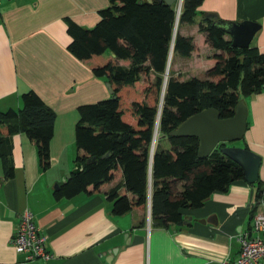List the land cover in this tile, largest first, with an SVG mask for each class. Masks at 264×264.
I'll return each mask as SVG.
<instances>
[{
  "label": "crops",
  "instance_id": "crops-1",
  "mask_svg": "<svg viewBox=\"0 0 264 264\" xmlns=\"http://www.w3.org/2000/svg\"><path fill=\"white\" fill-rule=\"evenodd\" d=\"M108 6L110 0H4L0 6V109L22 108V94L34 90L56 113L49 169H41L37 147L25 133L10 137L14 177L4 179L0 160V264L237 262L241 234L250 232L264 239V233L253 227L255 215L264 213V91L243 98L249 115L241 147L262 157L263 194L259 204L256 187L239 180L227 192H214L203 206L183 210L186 220L192 217L190 223L167 228L153 226L148 209L113 214L107 191L122 178L98 190L90 186L88 192L73 198H55V185L78 167L75 160L79 153L76 145L79 106L111 97L106 79L94 74L89 61L78 59L68 50L72 37L67 32V19L91 28L99 22L100 11ZM208 13L224 20L260 23L251 44L264 51V0H204L195 24L185 23L181 31L184 36L194 37L196 48L191 57L180 55L177 64L190 63L203 68L206 74L215 65L213 55L220 51L199 30ZM198 40L203 42V49ZM199 71L185 74L176 68L174 72L186 80L199 77ZM27 210L46 238L52 254L49 260L28 261L26 254L17 252L12 243L21 216ZM202 219L206 222H201ZM116 248L115 255L109 253ZM111 256L108 262L107 257ZM256 264H264V259Z\"/></svg>",
  "mask_w": 264,
  "mask_h": 264
},
{
  "label": "trees",
  "instance_id": "trees-1",
  "mask_svg": "<svg viewBox=\"0 0 264 264\" xmlns=\"http://www.w3.org/2000/svg\"><path fill=\"white\" fill-rule=\"evenodd\" d=\"M110 0L100 11L99 22L84 27L67 19L72 37L68 50L78 59L87 60L97 77L112 84L113 95L95 103L80 105L76 124L78 167L54 190L57 200L73 198L116 178L122 181L107 191L112 212L124 215L133 210L147 211L151 202L153 226L181 227L185 209L203 206L214 192H227L232 183L246 182L243 168L221 152V143L208 157H199L197 137L171 135L192 115L214 107L221 118L235 115L244 97L264 91V51L250 44L232 46L231 37L206 17L200 32L211 46L220 51L213 55L215 65L206 78L166 71L172 44L173 55L191 57L193 36L177 31V2L165 0ZM204 0H183L179 28L195 24L198 8ZM20 109H0V160L3 176L15 175L10 137L25 133L36 145L42 170L51 167V140L55 132V111L34 90L22 94ZM158 133L171 144L153 157L151 146ZM158 141V140H157ZM246 148V147H245ZM107 153L110 156L103 157ZM97 160L88 163V159ZM256 187V199L263 194V182ZM257 204V206H258Z\"/></svg>",
  "mask_w": 264,
  "mask_h": 264
},
{
  "label": "water",
  "instance_id": "water-1",
  "mask_svg": "<svg viewBox=\"0 0 264 264\" xmlns=\"http://www.w3.org/2000/svg\"><path fill=\"white\" fill-rule=\"evenodd\" d=\"M152 1V0H148ZM163 1V0H159ZM169 4L177 2L178 16L175 23L174 31V40L178 31L179 16L181 13L183 0H165ZM141 3L143 0L140 1ZM208 20L213 21V24L221 28L227 35L231 37L232 46L237 48H247L250 46L253 41L256 33L260 30L261 24L252 21V20H242V21H231L220 19L219 16L215 13H208L206 15ZM172 44L171 53L168 60L165 85L163 90V96L165 94V88L167 79L170 71V63L173 55ZM107 88L113 98L114 89L112 84L107 81ZM248 115L249 109L245 100H240L236 110L235 115L230 118H221L219 110L211 107L205 109L201 112H198L184 122H182L176 129L171 132V135L182 136V137H197L200 140L198 155L199 157H208L212 152L221 144L227 142H234L244 138L245 133L248 128ZM158 133V123L156 126L152 146H151V155L153 157ZM221 152L236 161L244 170L245 179L248 183L254 184L260 179V167L262 163V157L253 152L252 150L245 147L238 146H223L221 147ZM110 156V153H107L103 157ZM97 156H93L88 159V163L95 162ZM70 177V174L64 177L63 182H65ZM58 185H55L57 188ZM148 219L151 222V202L148 205ZM192 217H188L185 221V224L190 223ZM208 221L213 222L209 219ZM201 222L205 223L206 220L202 219ZM216 223V221H214ZM118 249L110 251V254L115 255ZM106 255V254H105ZM113 256L110 258L107 257V261H111Z\"/></svg>",
  "mask_w": 264,
  "mask_h": 264
},
{
  "label": "built area",
  "instance_id": "built-area-1",
  "mask_svg": "<svg viewBox=\"0 0 264 264\" xmlns=\"http://www.w3.org/2000/svg\"><path fill=\"white\" fill-rule=\"evenodd\" d=\"M3 1L0 0V6ZM253 227L254 230L264 233V213L255 215ZM240 242L241 253L237 262L225 264H256L264 259L263 238L252 236L250 232H247L240 235ZM12 243L17 252L26 254V260L28 261L49 260L52 257L47 248L45 236L40 233L33 214L28 210L21 216L20 225L12 239Z\"/></svg>",
  "mask_w": 264,
  "mask_h": 264
},
{
  "label": "rangeland",
  "instance_id": "rangeland-1",
  "mask_svg": "<svg viewBox=\"0 0 264 264\" xmlns=\"http://www.w3.org/2000/svg\"><path fill=\"white\" fill-rule=\"evenodd\" d=\"M184 24L185 23L181 24L180 25V28H179V24H178V31L180 33L185 28ZM197 43L199 44V47L203 49V46H202V43L203 42H201V41L198 40ZM180 59H181V56L179 54L172 55L171 63H170V70L175 71L176 68H179V70L180 69L181 70H184L185 74H187L189 71H193V70L195 71L196 69H200V71L197 73V75L199 76V78H206L207 77V74L204 73L203 68L195 67L192 64L186 63V62H182L180 64H177V63H179ZM206 61H207V59H206ZM189 76H191V75H189ZM184 78L186 79L188 77H184ZM246 134H247V131L245 133L244 138H242L241 140H238V141L228 142V145L229 146H238V147L240 146L241 147V145L244 144V140L246 139ZM157 140H158L157 141V145H158L159 149L166 150V149H169L171 147V144L168 141V139L165 138V137H161L159 133H158ZM253 236H256V235L254 234Z\"/></svg>",
  "mask_w": 264,
  "mask_h": 264
},
{
  "label": "bare ground",
  "instance_id": "bare-ground-1",
  "mask_svg": "<svg viewBox=\"0 0 264 264\" xmlns=\"http://www.w3.org/2000/svg\"><path fill=\"white\" fill-rule=\"evenodd\" d=\"M157 137H158V133H157Z\"/></svg>",
  "mask_w": 264,
  "mask_h": 264
}]
</instances>
